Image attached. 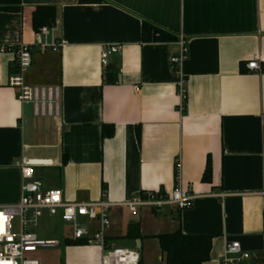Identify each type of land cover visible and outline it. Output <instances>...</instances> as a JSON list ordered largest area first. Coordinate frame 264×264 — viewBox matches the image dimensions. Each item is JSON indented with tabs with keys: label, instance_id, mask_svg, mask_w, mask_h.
<instances>
[{
	"label": "crops",
	"instance_id": "obj_1",
	"mask_svg": "<svg viewBox=\"0 0 264 264\" xmlns=\"http://www.w3.org/2000/svg\"><path fill=\"white\" fill-rule=\"evenodd\" d=\"M38 6L55 8L58 52L35 46ZM143 22L185 38L178 73L170 58L179 42H143ZM19 43L33 50L25 82L59 86L61 114L35 117L20 103L8 86L17 58L0 53V205L21 197L22 158L48 160L32 165L49 186L35 171L34 180L66 201L112 203L107 247L135 249L141 264H166L158 236L178 230L211 237L204 264H218L234 240L264 258V72L246 66L264 56V0H21L18 11L0 10V46ZM107 43L123 50L103 68ZM178 162L190 208L123 204L147 191L170 193ZM134 225L139 237H124ZM64 245L63 264H102L99 245Z\"/></svg>",
	"mask_w": 264,
	"mask_h": 264
},
{
	"label": "built area",
	"instance_id": "obj_2",
	"mask_svg": "<svg viewBox=\"0 0 264 264\" xmlns=\"http://www.w3.org/2000/svg\"><path fill=\"white\" fill-rule=\"evenodd\" d=\"M55 20L50 25L42 26L35 31V46L40 51L58 52L64 42L54 37L57 28ZM180 52L170 58L172 71L179 72V67L188 55V47L184 37H179ZM123 45L107 43L101 46L100 62L103 68L109 66V59L119 54ZM12 52L17 58V70L9 76L8 86L16 90V98L22 104L32 106L35 117L58 118L61 114V88L59 86H39L28 84L24 73L32 66V46L26 43L1 45L0 53ZM264 56L254 54L247 62V68L259 73L264 72ZM185 78L181 76L178 83V94L181 98L179 108L184 111L187 93L184 87ZM138 89V88H137ZM18 167L24 181L21 186V197L18 202L0 205V264H40L39 260L27 256L39 247H55L62 244L61 239L44 238L34 231L40 219L46 213L50 216L59 215L60 219L70 225L66 239L84 241L86 244H97L102 250V264H138L140 254L127 247L108 248L105 231L110 223L109 209L112 203L70 202L63 198L57 188H42L40 182L34 180V165L22 158ZM175 186L170 193L147 191L137 195L123 204L130 211L139 207L160 210L166 206H174L179 210L190 208L194 196L182 188L180 163L176 164L174 176ZM90 221H97L98 228L92 230ZM218 264H264V258L257 253L246 250L239 241H227Z\"/></svg>",
	"mask_w": 264,
	"mask_h": 264
},
{
	"label": "trees",
	"instance_id": "obj_3",
	"mask_svg": "<svg viewBox=\"0 0 264 264\" xmlns=\"http://www.w3.org/2000/svg\"><path fill=\"white\" fill-rule=\"evenodd\" d=\"M100 1V0H96ZM21 0H0L1 11H18ZM55 21V8L53 6H38L34 12V28L38 30L42 26L50 25ZM143 42H170L178 41L175 36L153 24L143 22ZM111 75V74H110ZM211 169L206 166L204 179H209ZM126 238L139 237L137 226L129 229L124 236ZM160 246L165 253L166 264H204L209 260L211 249V237L206 235H190L180 230L174 233L161 234L158 236ZM68 245H83L84 241H71L65 239ZM138 264H141V259Z\"/></svg>",
	"mask_w": 264,
	"mask_h": 264
},
{
	"label": "rangeland",
	"instance_id": "obj_4",
	"mask_svg": "<svg viewBox=\"0 0 264 264\" xmlns=\"http://www.w3.org/2000/svg\"><path fill=\"white\" fill-rule=\"evenodd\" d=\"M34 171L41 179L42 186H49L50 180L46 174L36 168ZM67 226L68 224L63 222L58 215L50 216L45 213L34 231L40 237L62 239ZM64 246L63 243L55 247H39L36 251L27 253V256L39 260L40 264H63Z\"/></svg>",
	"mask_w": 264,
	"mask_h": 264
},
{
	"label": "water",
	"instance_id": "obj_5",
	"mask_svg": "<svg viewBox=\"0 0 264 264\" xmlns=\"http://www.w3.org/2000/svg\"><path fill=\"white\" fill-rule=\"evenodd\" d=\"M50 162L48 160H33L34 165H47ZM139 242V240L137 241V243Z\"/></svg>",
	"mask_w": 264,
	"mask_h": 264
}]
</instances>
